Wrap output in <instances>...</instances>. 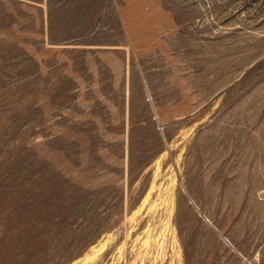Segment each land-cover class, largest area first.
<instances>
[{"label":"rangeland","instance_id":"374dc122","mask_svg":"<svg viewBox=\"0 0 264 264\" xmlns=\"http://www.w3.org/2000/svg\"><path fill=\"white\" fill-rule=\"evenodd\" d=\"M108 235L94 264H264V0H0V264Z\"/></svg>","mask_w":264,"mask_h":264},{"label":"bare ground","instance_id":"6f19581e","mask_svg":"<svg viewBox=\"0 0 264 264\" xmlns=\"http://www.w3.org/2000/svg\"><path fill=\"white\" fill-rule=\"evenodd\" d=\"M161 162H162L161 159H158L156 161V173H155L153 184H152L150 190L148 191L147 195L145 196L144 200L142 201L138 212H141L147 208L149 210L148 212L153 213V212H156L157 208L160 206V204L158 203V200L154 201V200H152V197L156 192H160L158 195H161V193H162V190H161L162 184L158 183V178H159L160 172H161ZM174 189L175 188L173 186L167 187V189H166V191L168 192V195H167L168 196V198H167V203H168L167 209L168 210L167 211L169 212V216H170L169 217V224H167V226H170V227H172L171 226V217L173 215L174 204H175ZM165 207H167V206H165ZM163 217L166 218V216H163ZM172 234L175 237L174 228H173ZM112 240H113L112 235L106 236L99 244L93 246L91 248L90 252L87 253L86 256L82 259V261L78 264H94V262L101 256V254L104 253V251L106 250V248L108 247V245L111 243ZM146 244H147L146 246H148L149 241H146ZM161 246H162V244H161ZM163 252H164V250H163Z\"/></svg>","mask_w":264,"mask_h":264}]
</instances>
